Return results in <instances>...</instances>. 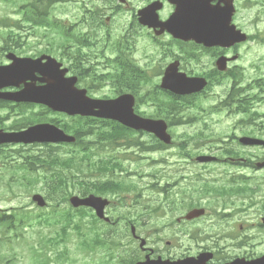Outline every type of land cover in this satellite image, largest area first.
<instances>
[{
	"label": "flooded vegetation",
	"instance_id": "obj_1",
	"mask_svg": "<svg viewBox=\"0 0 264 264\" xmlns=\"http://www.w3.org/2000/svg\"><path fill=\"white\" fill-rule=\"evenodd\" d=\"M228 1L208 0L205 6L223 15ZM230 1L235 8L233 23L244 30L249 11L246 0ZM81 3L79 11L85 19L74 28L84 29L91 38L83 40L79 54L81 79L107 82V87L91 89L92 96L105 90L103 98L127 92L134 97L137 111L168 109L152 99L166 94L160 89V82L169 66H174L176 76L204 78L208 83L207 89L198 94L174 96L175 109H210V127L226 129L232 142L245 136L264 139L260 129V120L264 119L260 112L264 107L259 104L245 107L244 45L206 49L182 42L167 32L159 34L162 32L159 22L168 21L176 12L177 6L171 0H81ZM149 12L157 20L143 26L140 14ZM88 16L98 20L87 23ZM220 58L223 70L217 64ZM210 100L211 105L203 107ZM252 112L249 121L242 124L246 114ZM1 125L0 129L9 131ZM139 139L145 144L155 141L146 133H140ZM262 164L264 154L211 151L147 161L145 182L152 179L157 182L145 186L142 196L146 255L156 252L164 261L192 259L194 264H264Z\"/></svg>",
	"mask_w": 264,
	"mask_h": 264
},
{
	"label": "water",
	"instance_id": "obj_2",
	"mask_svg": "<svg viewBox=\"0 0 264 264\" xmlns=\"http://www.w3.org/2000/svg\"><path fill=\"white\" fill-rule=\"evenodd\" d=\"M172 2L177 6L176 12L168 22L162 24V31L166 30L176 38L192 40L205 46L228 47L246 40L244 35L239 36L234 27L230 26L231 9L229 15H222L219 10L205 6L208 0H173ZM151 13L142 14L143 24L149 25V22L154 20L155 14ZM7 58L12 63L8 66H0V89L17 88L20 85H23V89L4 93L0 98L17 103L43 105L54 112L70 116L109 118L136 129L147 130L163 138L162 123L135 118L130 109L132 103L127 97L104 102L87 98L84 91L75 88V78H66L67 71L61 70V65L55 60L48 57L32 60L15 58L12 55ZM44 59L47 60L42 63ZM36 82H39L40 86H36ZM204 85L202 80H173L168 77L163 86L173 92L187 94L203 89ZM34 142L72 143L74 139L50 125H37L17 133L0 131V144ZM33 200L39 206L44 205L38 196ZM71 203L74 207L86 206L96 209L100 215L101 208L93 197L84 200L73 198Z\"/></svg>",
	"mask_w": 264,
	"mask_h": 264
},
{
	"label": "trees",
	"instance_id": "obj_3",
	"mask_svg": "<svg viewBox=\"0 0 264 264\" xmlns=\"http://www.w3.org/2000/svg\"><path fill=\"white\" fill-rule=\"evenodd\" d=\"M2 2L9 5V8L14 10V14L20 15V20L12 19L7 16L0 17V27L5 28L7 32H5V36H3L4 45L6 51L13 50L17 46L24 47L25 42L18 41L21 39L22 30L27 31L28 29L32 30L34 35H37L38 38H43L47 44L51 46L50 49L53 52L64 50L65 45L71 44L73 42V35L66 31L63 23L57 19H52L51 12L54 11L55 0H20L22 4L20 7L18 6L19 0H1ZM27 27V28H24ZM15 29V31H14ZM29 30V31H30ZM55 34H58L62 39H56ZM18 36V37H17ZM15 40L18 43H15ZM262 41H264L262 39ZM44 50V52H50ZM43 109V108H40ZM39 115L37 120L31 119L32 122H41L48 121V117H43V119ZM86 123H91L92 119H85ZM28 121V122H27ZM30 122V119H23L21 124L17 126V129H23ZM74 128L69 127L67 131L73 132ZM78 139L79 137L76 136ZM76 147L71 151H67V157L62 158L61 155L53 152V156L50 157V153L47 152L46 156L48 158L42 159L41 157L37 158H26V164L31 168L32 163L29 162L31 160L36 161L38 164H42V168L47 170V165H52V173L47 176L44 175L43 182L47 187L46 197L49 201H53L54 204L51 206V210L48 213V216L44 214L38 215L37 218L39 221L42 219L49 220L51 217L53 219V224L60 226L59 230L62 232L61 235L66 236V230L68 227L72 225L73 219L79 218L84 219L88 218L93 220L95 217L93 213L85 208L80 209H72L71 207L64 206L67 204L68 198L72 195L75 190L77 194L80 196H86L89 193H92V189L89 186H83V184L78 183L73 180L70 176L68 177L65 172L67 169L74 168L78 171V151L80 142L78 141L76 144L72 145ZM48 172V171H47ZM46 172V173H47ZM77 188V189H76ZM72 190V191H71ZM6 220V219H5ZM4 220V221H5ZM29 220V215H23L20 221L22 225H25V222ZM3 221H0V223ZM6 229L12 228L14 223L12 221L4 222ZM76 225V229L80 228L78 224ZM63 240V239H62ZM61 240V241H62ZM58 241H54V244H57Z\"/></svg>",
	"mask_w": 264,
	"mask_h": 264
},
{
	"label": "rangeland",
	"instance_id": "obj_4",
	"mask_svg": "<svg viewBox=\"0 0 264 264\" xmlns=\"http://www.w3.org/2000/svg\"><path fill=\"white\" fill-rule=\"evenodd\" d=\"M14 11L9 8V5L2 2L0 0V17L7 16L12 19H16V15L13 13ZM65 15L71 17V21L73 16L72 11L66 10ZM253 17H247V30L249 29V22L250 19ZM259 29H264V22L259 24ZM21 34V33H20ZM1 35L0 34V43H1ZM22 40L27 43V45L30 47L28 50V55H32L34 52L38 51L39 49H42L46 45H44V40L38 38L37 35H34L32 32H25L21 35ZM41 44L38 46V44ZM259 46H247L245 49V63L248 64L252 62L253 60H256L259 56L264 54V47L258 48ZM34 113L38 112L37 108H34ZM31 111L26 112L25 115L29 116ZM18 151V149H16ZM41 148L40 147H30L24 150H21V154L24 155H36L40 153ZM16 154L11 153V156L14 157ZM22 159L19 158L17 160L18 163H22ZM16 162V163H17ZM12 164H14L12 162ZM7 180V177H4L0 181V185L2 186L0 188V209H9V208H16V207H24L26 210H33L35 208L34 205L30 204V195L23 192L22 189L19 191V197L17 199H13L4 186V181ZM38 188V187H37ZM264 192V190H263ZM53 227L50 225H32L31 227L24 228L23 230H18V235L21 237L19 238H12L9 243H5L0 247V256H2L5 260L11 261L10 264H33L32 260V253L28 249V246H35V244L39 241L41 237H51L53 235ZM74 238L76 236L74 234L70 235L69 240L67 242V247H69L71 250L73 249V246L71 245ZM76 246V243L74 244ZM82 257L80 253H78L77 259L79 260ZM81 262V261H80ZM80 262L76 264H81ZM6 264V263H3Z\"/></svg>",
	"mask_w": 264,
	"mask_h": 264
}]
</instances>
